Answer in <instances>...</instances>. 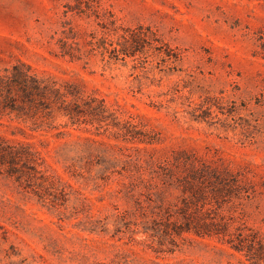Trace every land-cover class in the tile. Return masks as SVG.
Segmentation results:
<instances>
[{
  "label": "rangeland",
  "instance_id": "374dc122",
  "mask_svg": "<svg viewBox=\"0 0 264 264\" xmlns=\"http://www.w3.org/2000/svg\"><path fill=\"white\" fill-rule=\"evenodd\" d=\"M238 237L264 243V0H0V264H252Z\"/></svg>",
  "mask_w": 264,
  "mask_h": 264
},
{
  "label": "trees",
  "instance_id": "16d2710c",
  "mask_svg": "<svg viewBox=\"0 0 264 264\" xmlns=\"http://www.w3.org/2000/svg\"><path fill=\"white\" fill-rule=\"evenodd\" d=\"M13 71L14 81L17 82L19 78L26 79V75L20 74L19 68L17 66L13 68ZM208 228L209 225H202V227H200L199 229L194 228V232L198 234L203 233L205 235H210L212 231ZM186 230H190V228H187ZM235 240L237 241V244L233 245V247L238 251H243L248 261H250L252 264H264V243L262 241H254V237L250 240L238 237Z\"/></svg>",
  "mask_w": 264,
  "mask_h": 264
}]
</instances>
